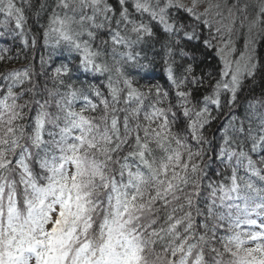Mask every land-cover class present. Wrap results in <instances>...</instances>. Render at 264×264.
<instances>
[{
  "label": "snow or ice",
  "instance_id": "snow-or-ice-1",
  "mask_svg": "<svg viewBox=\"0 0 264 264\" xmlns=\"http://www.w3.org/2000/svg\"><path fill=\"white\" fill-rule=\"evenodd\" d=\"M0 17L20 44L0 47V264H264V90L242 96L264 78V0H0ZM41 35L78 63L37 71ZM216 39L213 82L196 53ZM157 64L169 87H138Z\"/></svg>",
  "mask_w": 264,
  "mask_h": 264
},
{
  "label": "trees",
  "instance_id": "trees-1",
  "mask_svg": "<svg viewBox=\"0 0 264 264\" xmlns=\"http://www.w3.org/2000/svg\"><path fill=\"white\" fill-rule=\"evenodd\" d=\"M0 19H3V17H0ZM31 23L32 21L30 20L29 24ZM33 31H35V29H33ZM102 38H106V37H102ZM84 39H87V37L85 36ZM96 43L98 44L99 40H97ZM193 43H197V42L194 41ZM212 44L214 46L212 48L204 49L203 47H200L199 50L197 51L196 53L197 58L198 60H202L203 63L199 64V66L196 68V72L197 74H200L201 72L212 73L211 79L214 82L215 79L219 78L216 75V73L218 72L219 67H220V58L216 52L215 40L212 41ZM0 47H10L11 48L10 54H14L16 52V49L20 47V44H19V41L17 40L15 46H13L12 38L5 37L3 39H0ZM259 51H260V54L264 56V45H259ZM41 55L45 56L46 59L49 56H51V61H49V63L45 65L49 74H51L52 70L55 67L59 66L62 63H67L70 66H74L75 64L78 63V60L74 59V57H76L78 54L70 53L64 47H54L53 42L51 41L49 42L48 45H45L42 35L38 38V44H37L35 52L28 51L29 58L30 59L34 58V63H35L37 71L41 70L40 69V56ZM149 56H151V53H149ZM25 63H27V61L21 58L19 61L14 62L13 66L19 67ZM145 71H149L150 75L141 79V75H143V72ZM141 75L136 76V80L138 81V84H137L138 87H142L146 89L150 84L155 85L157 83L162 85L164 88L169 87L166 76L160 64H157L154 68L150 66L149 69H142ZM72 80L76 83L77 86H80L81 82H83L85 85L87 84L96 85L100 87L101 90L105 92V94H107V89L104 86L107 80L106 75L93 74V73L81 74V73L75 72V69L73 68ZM247 89H251V91L246 90L244 93H242V96H245V95L260 96L262 90H264V78H261V76L258 75L254 81L249 80L247 83ZM94 102H97V101L94 100ZM81 106L82 105L79 102L75 105L77 110H79ZM33 115H35L34 112H33ZM209 132H211V129H209Z\"/></svg>",
  "mask_w": 264,
  "mask_h": 264
},
{
  "label": "rangeland",
  "instance_id": "rangeland-1",
  "mask_svg": "<svg viewBox=\"0 0 264 264\" xmlns=\"http://www.w3.org/2000/svg\"><path fill=\"white\" fill-rule=\"evenodd\" d=\"M243 43L244 42L242 40H237V43H236V51L232 54L234 57L239 58L240 53L242 51H244ZM221 46H222V44L219 42L218 39H216L215 40V47L217 48V47H221Z\"/></svg>",
  "mask_w": 264,
  "mask_h": 264
}]
</instances>
